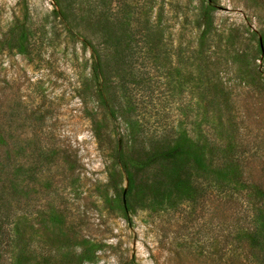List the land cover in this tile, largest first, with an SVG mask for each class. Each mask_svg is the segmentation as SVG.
<instances>
[{
	"label": "rangeland",
	"instance_id": "374dc122",
	"mask_svg": "<svg viewBox=\"0 0 264 264\" xmlns=\"http://www.w3.org/2000/svg\"><path fill=\"white\" fill-rule=\"evenodd\" d=\"M60 1L65 18L58 0H0V185L24 231L2 264H249L240 227L264 198L244 190L226 205L175 197L160 208L151 182L141 184L153 176L141 166V135L130 155L121 112L132 93L141 103L130 79L151 77L148 110L155 104L156 114L143 120L160 118L173 135L186 129L210 142L212 167L236 143L247 183L264 190V0ZM128 4L161 19L168 52L119 60L102 47L108 75L96 76L86 41L102 43L105 29L119 33ZM141 108L131 114L140 123Z\"/></svg>",
	"mask_w": 264,
	"mask_h": 264
},
{
	"label": "trees",
	"instance_id": "16d2710c",
	"mask_svg": "<svg viewBox=\"0 0 264 264\" xmlns=\"http://www.w3.org/2000/svg\"><path fill=\"white\" fill-rule=\"evenodd\" d=\"M58 6L60 15L65 18L66 6L60 0H58ZM119 13L121 16L118 25L119 33L115 29H105L104 36L106 40L102 43L96 44L92 41H86L91 47L95 59L94 74L102 78L108 75V64L103 62L100 51L102 47H111L112 54L118 56L119 60L125 59L128 55L134 57L137 54L145 58L156 59L161 50L168 52L169 42L164 41L165 29L161 25V19L159 18L156 23L152 21L151 10H139L138 7L128 4V6L123 5ZM136 19L143 21L141 25L136 23ZM209 32L210 29L204 32L203 39L208 36ZM25 38L28 41V35ZM17 48L21 53L28 52L26 43H22ZM131 68L134 69L133 66ZM106 79V84H108V78ZM152 82L151 77H144L143 75L140 81L136 79V76L130 79V85L132 83L141 90V103L137 101L136 96L132 93L127 105L125 104L124 108L122 107L121 116L127 117L125 122L129 128L131 141L128 144L131 148L130 155L135 152L133 148H138L136 141L138 136L141 135V158L142 155L147 156L145 157L147 158L145 163H141V166L144 169H151L153 174V176L144 179L146 182H141V184L151 182L154 190V202L158 203L160 208L166 210L171 207L170 203L175 197L194 203L207 197H216L220 203L226 205L231 202L235 203V192L238 191L242 195L244 190L248 191L247 196L250 198L254 193L260 198H264L262 187L258 185L252 187L247 183L244 172L240 168L241 160L236 143L232 144L228 159L215 165L216 167H212L213 165L210 163L206 165L207 149L212 150L210 142L203 139H194L186 129H181L179 133L173 135L166 130V126L163 125L160 118L154 121L150 119L143 120L142 114H148L152 109L155 110L154 114H156L155 104H152L151 109L148 110L154 97ZM128 87L129 85H126V89ZM133 88L136 90L134 86ZM146 96H148L147 101ZM140 104L145 109L141 108V123L139 119H133L131 116L132 113H137ZM93 120L95 133L99 138H102V122L98 118ZM152 133H156L153 143L146 139L147 135ZM147 141L150 142L148 145ZM150 147L151 149L148 150ZM124 164L128 175L130 194H132L136 182L135 175L129 161H125ZM8 192V186L2 183L0 185V264L3 263L6 248L15 247L16 242L23 240L24 235L19 219H15L6 207ZM165 204H169V206ZM263 209L264 207H256L251 223L240 227V241L243 242V248L247 249L246 251L251 257L250 260L248 255L246 258L249 264H264ZM22 244L23 247L27 245L24 241ZM16 261L20 263L21 260L16 259Z\"/></svg>",
	"mask_w": 264,
	"mask_h": 264
}]
</instances>
